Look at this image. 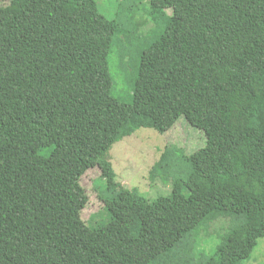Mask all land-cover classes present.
Segmentation results:
<instances>
[{"label":"trees","instance_id":"trees-1","mask_svg":"<svg viewBox=\"0 0 264 264\" xmlns=\"http://www.w3.org/2000/svg\"><path fill=\"white\" fill-rule=\"evenodd\" d=\"M95 0H10L0 7V264H178L207 220L236 221L198 264H243L264 238V0H150L170 9L141 51L132 102L112 96L109 58L133 29ZM206 144L174 172L165 148L147 200L115 181L111 147L178 120ZM100 170L105 225L84 218L81 178ZM200 227L198 230H200Z\"/></svg>","mask_w":264,"mask_h":264},{"label":"rangeland","instance_id":"rangeland-1","mask_svg":"<svg viewBox=\"0 0 264 264\" xmlns=\"http://www.w3.org/2000/svg\"><path fill=\"white\" fill-rule=\"evenodd\" d=\"M100 13L106 18L116 17L117 9L122 0H95ZM10 0H0V7L8 5ZM150 0H127L122 5L121 19L133 29L130 39L117 37L113 46L109 66L112 77V96L124 103L132 102V93L138 77L141 51L159 36L165 20L171 17V10L164 9L156 14L149 10ZM206 144L202 130L190 126L181 117L175 126L161 134L152 128H139L130 136L118 140L108 151L107 158L112 165L115 181L128 190H136L147 200H154L160 195H167L172 190V178L158 174L149 177L153 165L160 159L165 148L176 150L174 172L185 173L189 170L188 162L183 159L196 149ZM81 185L86 189L88 203L83 210L84 218L93 215V224L105 225L109 221L108 212L102 210L98 195L108 197L103 193L105 181L100 177L98 168L89 169L81 178ZM236 221L232 214H220L213 220H207L190 235L193 240V251L187 252L190 246H180L176 253L178 264H198L201 258H207L221 244L224 236ZM243 264H264V238L258 241V246L249 261Z\"/></svg>","mask_w":264,"mask_h":264}]
</instances>
